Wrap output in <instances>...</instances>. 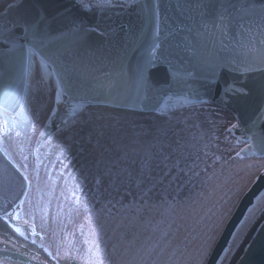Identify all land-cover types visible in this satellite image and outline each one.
I'll use <instances>...</instances> for the list:
<instances>
[{
	"label": "rangeland",
	"instance_id": "rangeland-1",
	"mask_svg": "<svg viewBox=\"0 0 264 264\" xmlns=\"http://www.w3.org/2000/svg\"><path fill=\"white\" fill-rule=\"evenodd\" d=\"M58 107L68 115L41 139ZM235 126L230 112L204 100L170 99L154 112L65 104L31 52L21 109L0 108V145L28 179L14 225L38 236L34 258L43 262L205 264L264 171V154ZM263 208L264 189L217 264Z\"/></svg>",
	"mask_w": 264,
	"mask_h": 264
},
{
	"label": "water",
	"instance_id": "water-1",
	"mask_svg": "<svg viewBox=\"0 0 264 264\" xmlns=\"http://www.w3.org/2000/svg\"><path fill=\"white\" fill-rule=\"evenodd\" d=\"M31 52L50 69L65 104L154 112L170 99L204 100L233 114L234 133L264 154V0H14L0 11V108L11 114L24 102ZM66 115L58 107L40 138ZM27 189L0 145V216L18 224ZM263 189L264 171L205 264L218 263ZM1 260L48 264L3 247ZM226 264H264V208Z\"/></svg>",
	"mask_w": 264,
	"mask_h": 264
},
{
	"label": "trees",
	"instance_id": "trees-1",
	"mask_svg": "<svg viewBox=\"0 0 264 264\" xmlns=\"http://www.w3.org/2000/svg\"><path fill=\"white\" fill-rule=\"evenodd\" d=\"M12 1L14 0H0V11ZM25 229L23 233L19 232L13 222L0 216V247L20 251L31 258L42 254L41 247L36 241L38 236L36 234L32 236L30 230ZM44 262L54 264L49 257Z\"/></svg>",
	"mask_w": 264,
	"mask_h": 264
},
{
	"label": "snow or ice",
	"instance_id": "snow-or-ice-1",
	"mask_svg": "<svg viewBox=\"0 0 264 264\" xmlns=\"http://www.w3.org/2000/svg\"><path fill=\"white\" fill-rule=\"evenodd\" d=\"M105 2L110 3V0H105Z\"/></svg>",
	"mask_w": 264,
	"mask_h": 264
}]
</instances>
